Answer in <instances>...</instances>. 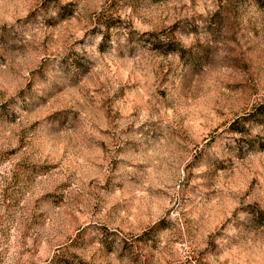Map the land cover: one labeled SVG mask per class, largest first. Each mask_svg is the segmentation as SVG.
Segmentation results:
<instances>
[{
	"label": "rangeland",
	"instance_id": "374dc122",
	"mask_svg": "<svg viewBox=\"0 0 264 264\" xmlns=\"http://www.w3.org/2000/svg\"><path fill=\"white\" fill-rule=\"evenodd\" d=\"M263 109L264 0H0V264H264Z\"/></svg>",
	"mask_w": 264,
	"mask_h": 264
},
{
	"label": "trees",
	"instance_id": "16d2710c",
	"mask_svg": "<svg viewBox=\"0 0 264 264\" xmlns=\"http://www.w3.org/2000/svg\"><path fill=\"white\" fill-rule=\"evenodd\" d=\"M225 1H227V2H230V3H232V2H237V1H240V0H225ZM173 43V42H172ZM170 43V47H171V52H178L179 51V45L178 44H176L175 42V44L173 43ZM262 114H263V116H264V109L262 110ZM239 130V132H243V129H238Z\"/></svg>",
	"mask_w": 264,
	"mask_h": 264
}]
</instances>
